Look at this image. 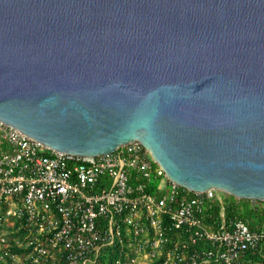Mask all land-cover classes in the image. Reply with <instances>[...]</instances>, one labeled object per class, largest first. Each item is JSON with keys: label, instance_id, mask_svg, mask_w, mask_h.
<instances>
[{"label": "water", "instance_id": "obj_1", "mask_svg": "<svg viewBox=\"0 0 264 264\" xmlns=\"http://www.w3.org/2000/svg\"><path fill=\"white\" fill-rule=\"evenodd\" d=\"M0 118L80 155L138 139L184 186L264 199V0H0Z\"/></svg>", "mask_w": 264, "mask_h": 264}, {"label": "built area", "instance_id": "obj_2", "mask_svg": "<svg viewBox=\"0 0 264 264\" xmlns=\"http://www.w3.org/2000/svg\"><path fill=\"white\" fill-rule=\"evenodd\" d=\"M261 200L184 186L138 139L80 155L0 118V262L264 264Z\"/></svg>", "mask_w": 264, "mask_h": 264}, {"label": "rangeland", "instance_id": "obj_3", "mask_svg": "<svg viewBox=\"0 0 264 264\" xmlns=\"http://www.w3.org/2000/svg\"><path fill=\"white\" fill-rule=\"evenodd\" d=\"M230 197V199H232V200H236V197H234V196H232V195H230L229 196ZM246 199H241V200H239V204H240V207H241V213H247V214H249L250 213V215H254V210H251V205H249L248 204V202L247 201H245ZM258 204H261L263 207H261V209H264V200H261L260 202H257ZM249 208H250V210H249ZM248 210V211H247ZM9 224L7 223L5 226H4V229H8V226ZM0 264H9V262H7V261H1L0 262Z\"/></svg>", "mask_w": 264, "mask_h": 264}, {"label": "trees", "instance_id": "obj_4", "mask_svg": "<svg viewBox=\"0 0 264 264\" xmlns=\"http://www.w3.org/2000/svg\"><path fill=\"white\" fill-rule=\"evenodd\" d=\"M13 250L18 251V248H14ZM113 260H114V254H112V252L110 251L109 252L104 251L103 253H101L99 260L93 264H111Z\"/></svg>", "mask_w": 264, "mask_h": 264}]
</instances>
